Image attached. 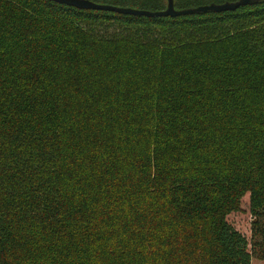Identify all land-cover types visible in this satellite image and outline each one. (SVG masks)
I'll return each mask as SVG.
<instances>
[{
  "label": "trees",
  "instance_id": "obj_1",
  "mask_svg": "<svg viewBox=\"0 0 264 264\" xmlns=\"http://www.w3.org/2000/svg\"><path fill=\"white\" fill-rule=\"evenodd\" d=\"M227 1L238 0L174 5ZM247 195L250 239L228 221ZM254 258L264 260V0L178 17L0 0V264Z\"/></svg>",
  "mask_w": 264,
  "mask_h": 264
},
{
  "label": "water",
  "instance_id": "obj_2",
  "mask_svg": "<svg viewBox=\"0 0 264 264\" xmlns=\"http://www.w3.org/2000/svg\"><path fill=\"white\" fill-rule=\"evenodd\" d=\"M61 5H67L79 10H94V11H111L125 15L145 16V17H178L189 14H203V13H222L227 11H236L241 7L258 4L263 0H238L235 2L227 1L223 4L212 3L209 5L199 6L193 9H186L178 11L175 9L174 0H167V9L161 12L136 10L132 8H121L112 5L95 3L90 0H49Z\"/></svg>",
  "mask_w": 264,
  "mask_h": 264
},
{
  "label": "rangeland",
  "instance_id": "obj_3",
  "mask_svg": "<svg viewBox=\"0 0 264 264\" xmlns=\"http://www.w3.org/2000/svg\"><path fill=\"white\" fill-rule=\"evenodd\" d=\"M228 221L247 238H251L252 219L250 213L249 195H247L242 201V211L229 216ZM252 264H264V260L254 258Z\"/></svg>",
  "mask_w": 264,
  "mask_h": 264
},
{
  "label": "built area",
  "instance_id": "obj_4",
  "mask_svg": "<svg viewBox=\"0 0 264 264\" xmlns=\"http://www.w3.org/2000/svg\"><path fill=\"white\" fill-rule=\"evenodd\" d=\"M251 219H252V217H251Z\"/></svg>",
  "mask_w": 264,
  "mask_h": 264
}]
</instances>
